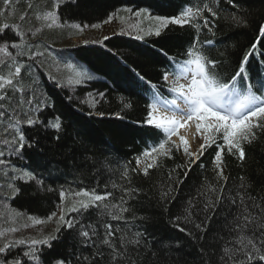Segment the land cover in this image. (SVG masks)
Segmentation results:
<instances>
[{"label": "trees", "instance_id": "16d2710c", "mask_svg": "<svg viewBox=\"0 0 264 264\" xmlns=\"http://www.w3.org/2000/svg\"><path fill=\"white\" fill-rule=\"evenodd\" d=\"M37 2V5H33L35 12L43 9V3L51 6L47 0ZM238 2L242 4V12L248 25L238 26L228 22L224 17L232 12L239 14L240 10L233 9L221 0L220 8L224 11L219 20L207 12L204 13L215 24V35L202 28L199 32L200 40H213V45L204 47L211 48V55L224 59L226 64L242 60L245 54L252 53L249 57V72L264 74V36L259 33V27L264 24V0ZM19 3L21 8L17 12L23 11L28 15V0L27 3L20 0ZM197 3L198 0H76L75 4L71 0L61 2L59 15L63 27L52 29V32L42 31L37 36L48 38V47L57 54L67 50L96 73L93 79L73 88L52 83L46 85V88L41 85L40 90L47 95L51 106L45 107L37 115L43 122L59 117L65 135L61 141H56L57 133L54 129L44 128L42 125L35 128L24 126L26 134L31 136L35 144L26 148L27 154L23 160L14 156L10 159L17 168L35 171L44 183L38 186L35 181L18 180L16 185L20 188V193L12 197L9 192L3 198L0 212L4 213V218L0 219V230L20 228L17 233L6 234V238H41L42 235L54 234L59 238L51 242V248L38 246L43 251L44 264H48L52 258L66 259L69 264H87L78 262L77 257L90 256L96 249L79 243L82 238L73 239V230L61 227L59 233H56L58 224L49 227V223L55 224L58 216L52 220L47 217L53 212L57 213L61 207H70L74 201L87 199L74 195L81 190L90 193L94 191L96 194L111 192L113 195L104 203L120 204V197L124 195L123 188L128 187L137 190L131 197L125 196L127 204H121V207H128L129 211L120 213L116 209H109L117 212L123 219L112 220L106 214L101 215V212L106 211L103 208H90L82 216L69 212L66 219L75 217L85 224H94L101 234L104 232L102 223H110L114 229H121L113 238L117 244L122 235L127 240L136 238L137 232L142 233L139 245L126 243L128 253L122 258L121 264H222L220 256L223 255V247L233 246L231 241L237 235L230 233L229 227L236 213L240 211L239 197L244 196L246 201L248 197H252L264 207V133L258 132L256 139L244 144L243 161L238 154L230 155L225 149L222 167L226 181H218L213 171L212 162L217 150L215 145L206 147L195 164L188 163L182 149H173L171 158L156 157L153 167L148 169L147 175L144 174V169L153 163V158L145 157L143 152L160 139L156 129L142 123L149 96L145 91L149 87L147 81L158 86L164 83L158 77L166 69L171 71L169 64L173 60L179 61L183 58L185 49L197 35L196 29L190 25L181 27L170 24L162 30L159 37L145 36L143 40L134 39L130 35L114 34L108 36V40H86L87 43L83 41L62 49L50 46V43L59 42V39H72L80 36L86 29H94L90 27L92 24L101 26L113 13L119 15L127 9H146L151 16L172 17ZM3 23L0 20V25ZM75 24L89 27L81 32L72 27ZM13 31L5 30V42L18 41L13 36ZM102 44L113 53L98 46ZM253 44L256 45L255 49ZM9 50L13 51L11 48ZM114 54H119L122 60ZM39 69L41 78H46L45 73L40 67ZM226 71L230 72L232 68L229 67ZM0 74L6 75L7 70ZM101 92L104 93L102 98L98 96ZM88 93L92 95L89 96ZM93 103L96 105L94 108L90 107ZM125 104H130L131 107L126 108ZM73 141L76 142L75 145ZM81 142L87 144L96 154L88 164H84L72 152ZM58 144L68 147H58ZM137 159L140 160L139 165ZM125 170L128 173L127 179L122 176ZM5 183V179L0 177V184ZM113 184L116 185L115 188ZM209 184L216 188L215 193L207 192ZM241 184L244 188L240 187ZM169 187L172 191L162 201L161 193ZM61 191L65 193L63 205ZM202 193H206L213 200L219 195L220 203L214 210L207 213L202 211L204 203L207 202ZM73 196L76 198L73 199ZM233 199L237 201L236 204L231 203ZM189 201L195 205L190 209L193 213L191 222L184 218V208L188 207ZM15 212L22 213L24 219L14 220L12 216ZM177 215L181 219L174 221L173 218ZM27 216L40 219L44 223L32 225L31 221H27ZM24 223L30 226L20 227ZM196 223L205 227L203 233L195 228ZM176 224L186 231L181 232ZM188 233H192V236ZM201 235L204 236L203 240L198 239ZM193 236L197 239L194 240ZM4 239L0 238V244ZM104 251L107 253L108 249L105 247ZM15 252L20 253L21 247L18 246ZM101 264H105V261H101ZM107 264H111V261ZM252 264H264V261L256 260Z\"/></svg>", "mask_w": 264, "mask_h": 264}, {"label": "snow or ice", "instance_id": "6c2138e0", "mask_svg": "<svg viewBox=\"0 0 264 264\" xmlns=\"http://www.w3.org/2000/svg\"><path fill=\"white\" fill-rule=\"evenodd\" d=\"M11 0H3L5 6L10 5ZM61 2L67 0H53L50 8L37 11L35 19L40 21L39 27L22 28L20 24L10 25L3 23L0 27V73L6 69L7 74H0V177L5 179V184H0V203H3V198L11 193L15 197L20 193V188L17 187L16 181H35L36 185H42L44 182L38 178L35 171L23 170L13 165L10 157H16L23 160L26 153V148L32 147L35 141L25 132V125L28 128L43 126L44 128L54 129L57 133L56 141H61L65 135L63 131L62 121L59 117L53 120L43 122L40 120L38 113H41L45 107H50L49 98L40 90L39 74L35 72L32 63L37 65L41 62L37 57H42L45 52L39 50V45H31L27 42L26 37H36L37 34L46 29L63 27L60 22L59 8ZM76 3V0H71ZM221 0H198L195 6H188L181 11L177 16H151L146 9H140L132 12V9H127L134 17L147 15L149 19L158 22L155 28L144 31L143 35H137L135 38L143 40L145 35H155L159 37L162 30L171 25H179L181 27L190 25L196 29L197 35L193 38L189 46L183 53V58L179 61L173 60L169 64L171 71L167 69L158 77L164 83L157 85L151 81H147L149 87L145 89L149 93L148 101L145 105L146 115L143 124L152 127L158 131L160 139L151 147L146 148L143 152L145 157L152 156L153 163L147 165L144 169V174L147 175L148 169L152 168L156 157L163 156L171 158L170 154L173 149L179 151L182 149L183 154L188 158L189 164H195L196 161L203 155L206 147L216 146V152L213 160V171L217 180H227L223 172V153L225 149L230 155L238 154L241 161L245 158L244 144L251 143L257 138L258 132L264 133V74L259 72L250 73L248 70L249 57L252 53H247L242 60L225 63L224 59L216 58L211 55V48H205L204 45H213L214 41L206 39L201 42L199 32L202 28L213 32L215 24L204 13L207 12L211 17L219 20L221 13L224 11L220 8ZM227 5L233 9L240 10L227 14L224 18L238 26H247L248 21L242 12V4L238 0H224ZM19 3V0H17ZM27 7L31 9L33 4L28 0ZM11 15V13L9 14ZM27 13L19 16V21L25 20ZM4 16V12L0 11V17ZM116 18V13L110 14L105 23H110ZM123 21V17H119ZM202 21V23L198 22ZM75 29L83 31L89 25L75 24L72 25ZM92 28H97L99 25L92 24ZM130 27H134L130 25ZM5 30H14L13 36L18 38L17 42H5ZM123 31V29H122ZM259 33L264 36V24L259 27ZM130 34V33H129ZM215 35V32H213ZM109 37L105 36L104 40ZM87 43V41H85ZM253 49L256 45L253 44ZM15 50L10 51L9 49ZM33 48L36 50L33 51ZM167 55V53H165ZM231 67L232 71H226ZM22 71L26 75H22ZM49 78L56 80L55 76L49 74ZM143 80L144 77H141ZM79 83V81H77ZM91 96V93H88ZM101 98L104 93H98ZM87 102V101H83ZM95 103L90 107H95ZM124 107H131L130 104H125ZM103 115V113H100ZM195 124L196 133L201 136L203 143L199 145L197 152L190 151L188 140L184 136H179L180 143L172 139L173 136L179 135L180 129L188 127L189 123ZM220 140V143L217 141ZM75 145L76 142L73 141ZM58 147H68L67 145H57ZM74 155H78L84 164L93 161L96 155L91 151L89 146L83 142L72 149ZM155 154V155H153ZM140 160L137 159L139 165ZM93 166H95L93 162ZM124 179L128 178V173L125 170L122 173ZM169 179L171 177L169 176ZM182 182V181H181ZM131 183V181H129ZM116 185L113 184V188ZM241 188L244 185L241 184ZM51 191V189H48ZM137 190L133 188H123L124 195L120 197V204H108L104 201L108 200L113 194L105 192L104 194H96L81 190L74 193L75 196L86 197L74 201L70 207H61L59 209V217L57 220L58 227L55 229L59 233L60 228H66L74 231L73 239L82 238L79 243L88 247H94L96 250L90 256H78V262H87V264H105L110 260L111 264H121L122 258H125L128 253L126 243L129 245H139L142 233H135L133 239H127L125 236L119 237V243L114 241V236L121 229L113 228L110 223H102L104 229L101 234L94 224H85L82 220L75 217L66 219L69 212L77 213L82 216L88 212L90 208H103L105 212L101 215H108L112 220L123 219L117 212L109 209H116L120 213H127L128 207H121V204H127L125 196L131 197L132 193ZM172 188L161 193L160 199L166 200ZM223 191V188L220 189ZM207 192L215 193L216 188L212 185L207 186ZM205 195L206 203L203 205L202 211L207 213L209 210H214L216 205L220 203L219 195L215 200ZM239 195V193H238ZM65 193L60 192L61 204H64ZM248 201H251L250 203ZM246 201L244 196L239 197V209L233 218L230 233H236L231 241L233 246H225L222 249L223 255L220 256L222 264H252L253 261H264V207L256 203L255 199L248 197ZM99 202V203H98ZM232 204L237 201L233 199ZM7 207V205H5ZM195 205L192 201L188 202V207L184 208L185 220L191 222L193 215L191 208ZM255 210V211H254ZM57 216L53 212L47 217L52 220ZM4 218V213L0 212V219ZM12 218L24 219V215L15 212ZM27 221H31L32 225H40L44 221L35 219L32 216L26 217ZM143 219V218H141ZM174 221H179L181 217L175 216ZM207 220V217H206ZM30 225L27 223L21 224L20 227L27 228ZM181 232H185L184 228L175 225ZM195 228L201 233L205 231V227L200 223L195 224ZM20 231L18 227H9L0 230V238H5L0 244V264H44L43 251L38 246H47L51 248V242L59 237L54 234L42 235L41 238H13L6 234L17 233ZM245 233H248L245 235ZM192 236V233H188ZM193 239L197 237L193 236ZM198 239L203 240L201 235ZM20 246L21 252L16 253L15 249ZM107 248V253L104 248ZM48 264H69L66 259L52 258Z\"/></svg>", "mask_w": 264, "mask_h": 264}, {"label": "rangeland", "instance_id": "374dc122", "mask_svg": "<svg viewBox=\"0 0 264 264\" xmlns=\"http://www.w3.org/2000/svg\"><path fill=\"white\" fill-rule=\"evenodd\" d=\"M25 1L27 3V0H25ZM37 1H39V0H35V2H33V0H31L33 5H37V3H38ZM47 1L49 2L48 3L49 5H52L53 0H47ZM19 2H20V0H19ZM19 4L20 3H17V0H11L10 5L5 6L3 3V0H0V11L4 12V16L0 17V20H3L4 23H9L10 25L20 24L22 28L31 27V26H33V28L39 27L41 22L37 21L35 19V13L36 12L33 10V7L31 9L26 7L29 10V14L25 17V20L23 22L19 21V16L24 13L23 11H21L19 13L17 12L21 8L19 6ZM46 4L47 3L42 4L44 6L42 10L48 9L51 7L48 5L46 6ZM136 11H138V10L137 9L132 10V12H136ZM10 13H11V15H9ZM121 16L123 17V21L119 18ZM154 23H155V20H153V19H149L148 17H144L143 15L141 17L137 18V17H134L132 15V13H129L128 11L124 10L119 15L117 14L116 18H114L110 23L104 22L101 26H99L97 28L86 29L81 34H79L80 36H76L72 39H66V38L59 39L58 40L59 42H52V43H50V46H53L56 49H62V48L70 47V46H75L80 42H83V41L85 42L86 40L98 41V40L103 39L105 36L108 37L111 34H115V33L123 34V35H130V36L136 37V35H143L144 34V32L139 31V29H143L144 31H147V30H149V28H152L151 25H153ZM130 25H132L134 27H130ZM0 26H2V25H0ZM53 29H55V28H53ZM122 29H123V31H122ZM43 31L52 32L53 30L45 28ZM39 34H37V35H39ZM145 36H148V35H145ZM26 39H28V41H27L28 43L32 44V42L30 40H32L33 37H26ZM39 40L41 43H45L44 41H46V40L42 39L41 37H39ZM46 44L49 45L48 41H46ZM14 51L15 50H13V53H14ZM33 51H35V48H33ZM49 51H50V57L53 60H55V59L58 60V58H56V56L51 51V49H49ZM45 58L46 57H44V56L37 57V60H39L41 62L38 66L48 76H49V74H51L52 76H55L56 80H54V81H56L61 86H67V87L73 88L76 85L82 84L86 80L92 79L95 77V75L90 76V73L82 65L70 64L69 60H67V61H66V59H64L63 61L58 60L60 63L49 64L48 62L45 61ZM25 60H26V58H24V62L26 64L29 63L28 61L26 62ZM24 75H26V73ZM77 81H79V83H77ZM183 130L186 133L191 130L190 134L187 133L190 136V139L187 138V134H182V133H180V131H179V135L173 136V139L176 141L177 144H179L180 143L179 136H184L189 142L190 151L195 152V150L199 147V145L201 143H203L201 136H198L196 133L195 124L190 122L188 127L183 129ZM75 198L76 197L73 196V199H75ZM59 209L57 211L58 217L60 214ZM56 224H57V222H55V224L50 222L49 227H50V225L55 226Z\"/></svg>", "mask_w": 264, "mask_h": 264}, {"label": "bare ground", "instance_id": "6f19581e", "mask_svg": "<svg viewBox=\"0 0 264 264\" xmlns=\"http://www.w3.org/2000/svg\"><path fill=\"white\" fill-rule=\"evenodd\" d=\"M140 10V9H139ZM157 24H158V22L157 21H155V23L153 24V25H151L152 26V28H155L156 26H157ZM152 28H149V29H152ZM111 35H114V34H111ZM115 35H123V34H117V33H115ZM126 36V35H125ZM137 36V35H136ZM133 37V36H132ZM48 38H45L44 40H47ZM134 39H136L135 37H134ZM102 40V39H101ZM138 40H140V39H138ZM98 41H100V40H98ZM32 44H34V45H39V50L40 51H42V52H45V55H44V57H46L45 58V61L46 62H48L49 64H55V63H60L59 61H63L64 59H66V61L67 60H69V63L70 64H79V65H82L89 73H90V76L91 75H95L94 73H96L95 71H93V70H91L88 66H87V64L84 62V61H82L80 58H78V57H75L74 55H72V54H70V53H68L67 52V50H65L63 53L61 52V53H56V52H54L53 50H51L53 53H54V55L56 56V58H58V60H53L51 57H50V51H49V47H48V44H46V41H44L45 43H41L40 42V40H39V37L38 36H36L35 38H33L32 39ZM95 42H97V41H95ZM99 47H101L102 49H104V50H106V51H110V52H112L105 44H102V45H98ZM55 48V47H54ZM36 50V49H35ZM113 53V52H112ZM119 60H122L121 59V56L119 55V54H114ZM33 64V67H34V70H35V72L36 73H38L39 74V80H40V85H42L43 87H45L46 88V85H48V84H56L57 86H59L60 84H58L56 81H54V80H52V79H50L49 78V76L45 73V77L46 78H44V77H42L41 78V75H40V69H39V66L36 64V63H32ZM42 70V69H41ZM43 71V70H42ZM22 74H25L23 71H22ZM46 79V80H45ZM93 79V78H92ZM88 80H91V79H88ZM88 80H86V81H88ZM85 81V82H86ZM48 82V83H47ZM188 130V129H187ZM180 132L182 133V134H187V133H191V130L190 131H188L187 133L186 132H184V130L183 129H180ZM187 138L188 139H190V136L187 134Z\"/></svg>", "mask_w": 264, "mask_h": 264}]
</instances>
